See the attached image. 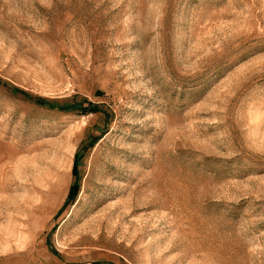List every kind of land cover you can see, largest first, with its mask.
I'll list each match as a JSON object with an SVG mask.
<instances>
[{"label": "rangeland", "instance_id": "374dc122", "mask_svg": "<svg viewBox=\"0 0 264 264\" xmlns=\"http://www.w3.org/2000/svg\"><path fill=\"white\" fill-rule=\"evenodd\" d=\"M0 80V264H264V0H0Z\"/></svg>", "mask_w": 264, "mask_h": 264}, {"label": "trees", "instance_id": "16d2710c", "mask_svg": "<svg viewBox=\"0 0 264 264\" xmlns=\"http://www.w3.org/2000/svg\"><path fill=\"white\" fill-rule=\"evenodd\" d=\"M1 82V80H0ZM16 90L25 92V90L15 87ZM37 102L42 103V104H48L51 107H58L63 110H71V109H79L83 112H91V111H99L101 110V107L98 103H95L87 98L80 100V101H73V102H66V103H59L56 100H51L43 96H37L35 97ZM87 102V104H85ZM100 136L95 135L92 136L90 140L84 141L80 147L76 150L75 152V157H74V163H73V174L75 175V179L71 185L70 191L67 196V200H73L79 191L80 188V180H79V173H78V166L80 163L81 158L85 155L86 151L95 145V143L99 140Z\"/></svg>", "mask_w": 264, "mask_h": 264}]
</instances>
